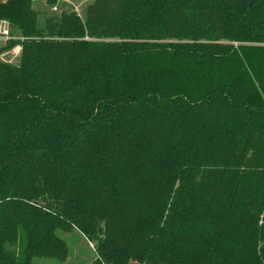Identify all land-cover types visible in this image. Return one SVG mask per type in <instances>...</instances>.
Returning <instances> with one entry per match:
<instances>
[{
	"label": "trees",
	"instance_id": "1",
	"mask_svg": "<svg viewBox=\"0 0 264 264\" xmlns=\"http://www.w3.org/2000/svg\"><path fill=\"white\" fill-rule=\"evenodd\" d=\"M31 2L0 0V264L70 228L88 264H264V0Z\"/></svg>",
	"mask_w": 264,
	"mask_h": 264
},
{
	"label": "rangeland",
	"instance_id": "2",
	"mask_svg": "<svg viewBox=\"0 0 264 264\" xmlns=\"http://www.w3.org/2000/svg\"><path fill=\"white\" fill-rule=\"evenodd\" d=\"M73 7L76 8L77 13L81 15L83 7L89 3L91 0H67ZM58 6H66L62 2H57ZM33 7L40 11L39 8H36L35 2L32 1ZM44 9L49 10L46 6ZM50 10V11H58ZM42 14V12H40ZM38 15L37 18L39 21L42 19V15ZM11 34H13L16 28L11 26L8 27ZM11 38V37H10ZM4 44V39L0 37V47ZM18 62V56H16L12 63L16 64ZM56 234L60 236L67 246V253L62 259H56L51 257H33L30 264H88L91 259L94 257V251L92 244L85 239V237L80 234L76 229L70 228L66 231L56 230Z\"/></svg>",
	"mask_w": 264,
	"mask_h": 264
},
{
	"label": "crops",
	"instance_id": "3",
	"mask_svg": "<svg viewBox=\"0 0 264 264\" xmlns=\"http://www.w3.org/2000/svg\"><path fill=\"white\" fill-rule=\"evenodd\" d=\"M35 2V5H36V8H39L40 11L36 10L34 7H33V4L31 2V6L33 9H35L36 11L38 12H44L46 9H44L43 7L46 6L45 4V0H32ZM69 3V2H68ZM47 7V6H46ZM9 27V26H8ZM10 30V29H9ZM17 30V29H16ZM13 32V31H11ZM11 32L9 31V34L11 37H16L18 36L19 34V31H15L13 34H11ZM4 43H5V40H4ZM4 45V44H3ZM2 45V46H3ZM2 46L0 47V60L1 61H7V62H11L12 63V60L18 56V50H19V46L18 45H14L12 46L11 48H7V49H1ZM17 51V52H16Z\"/></svg>",
	"mask_w": 264,
	"mask_h": 264
},
{
	"label": "built area",
	"instance_id": "4",
	"mask_svg": "<svg viewBox=\"0 0 264 264\" xmlns=\"http://www.w3.org/2000/svg\"><path fill=\"white\" fill-rule=\"evenodd\" d=\"M56 2H68V1L56 0ZM72 8L74 9L75 12H77L75 7L72 6ZM51 10H56V5L51 6ZM8 26H9L8 23L4 19H0V37H2L4 40L9 39L11 37L9 34Z\"/></svg>",
	"mask_w": 264,
	"mask_h": 264
}]
</instances>
